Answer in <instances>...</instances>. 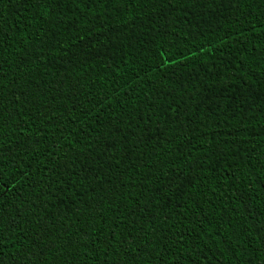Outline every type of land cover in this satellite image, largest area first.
I'll list each match as a JSON object with an SVG mask.
<instances>
[{
  "label": "trees",
  "instance_id": "obj_1",
  "mask_svg": "<svg viewBox=\"0 0 264 264\" xmlns=\"http://www.w3.org/2000/svg\"><path fill=\"white\" fill-rule=\"evenodd\" d=\"M0 65L2 264H264V0H0Z\"/></svg>",
  "mask_w": 264,
  "mask_h": 264
},
{
  "label": "snow or ice",
  "instance_id": "obj_2",
  "mask_svg": "<svg viewBox=\"0 0 264 264\" xmlns=\"http://www.w3.org/2000/svg\"><path fill=\"white\" fill-rule=\"evenodd\" d=\"M20 2L22 5L26 6L30 3H32V0H20ZM47 2L55 3L56 0H47ZM201 3H203V0H201ZM162 55H163V53H162ZM173 62L179 63V61H173ZM5 78L6 77H5L4 72H3V66L0 65V81L4 80ZM60 87L63 88L64 85L61 84ZM2 88H3V84H0V109H3V104H4L3 97H2ZM74 95H75V93H74ZM105 100L108 101L107 104L105 103ZM19 102H20L19 100L14 101V103H19ZM111 103H112V101L109 100L107 97L98 98L92 104V107L88 108V111L85 112V116H88L90 113H96L98 115L100 111H102L104 108L108 107ZM74 107H80V105L77 104V105H74ZM84 107H87V105H85ZM3 110H6V109H3ZM3 110H0V116L3 115ZM49 118L51 119V117H49ZM145 135L148 136L149 133H145ZM9 183H10L9 181H6L5 178L2 175H0V256L3 255V248H4L3 233L6 230L11 232L17 228V225L14 222H12L13 218H8L4 215L3 205L7 201V191L9 189ZM133 187H135V185H133ZM177 187H179V185ZM115 199H117V198L115 196H113V200H115ZM261 214L264 215V213H261ZM127 215H135V212L133 211V212L129 213L127 208H124V209H121L120 212H118L116 214V216L114 217L113 224H112V231L108 233V236H109L108 244H107V247L104 248L105 253H107L108 247H112V242L114 240H116V238H117V231L116 230L120 228V224L124 222ZM101 219H102V225H101L100 230L101 231H107L108 218L104 215V213H101ZM206 219H207L206 216L201 217L202 221L206 220ZM117 221H119V223ZM133 223L134 222L130 223L129 227H132ZM140 230L142 231L143 229H140ZM84 235L87 236V235H89V233L85 232ZM166 239L174 241V242L178 241L179 243H184L185 237H184L183 233H180L175 237L168 236V237H166ZM88 243L91 244V247L93 250L98 251L96 240H91ZM193 243L196 247H199L202 249V245H201L199 240H194ZM75 244L76 245L80 244L79 238L76 239ZM72 246H73V242L68 241V247H72ZM85 246H87V244ZM49 247H50V249H55L56 251H60V249L56 247L55 241L51 242ZM137 251H138V249H137ZM164 251L166 253L169 250L165 249ZM222 254L223 253L221 252V255ZM0 264H2V261H0ZM159 264H167V261L164 260L163 257H161V261L159 262Z\"/></svg>",
  "mask_w": 264,
  "mask_h": 264
}]
</instances>
